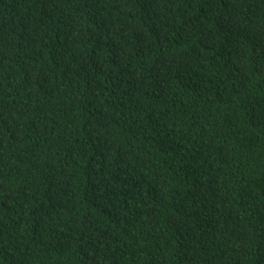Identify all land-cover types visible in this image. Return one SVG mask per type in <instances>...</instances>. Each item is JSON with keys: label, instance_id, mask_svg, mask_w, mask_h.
Returning <instances> with one entry per match:
<instances>
[{"label": "trees", "instance_id": "obj_1", "mask_svg": "<svg viewBox=\"0 0 264 264\" xmlns=\"http://www.w3.org/2000/svg\"><path fill=\"white\" fill-rule=\"evenodd\" d=\"M0 264H264V0H0Z\"/></svg>", "mask_w": 264, "mask_h": 264}]
</instances>
